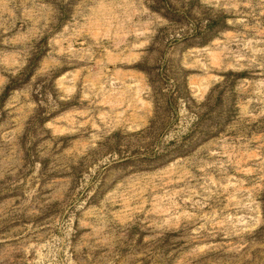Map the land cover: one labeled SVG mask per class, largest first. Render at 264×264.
Masks as SVG:
<instances>
[{"label":"rangeland","instance_id":"374dc122","mask_svg":"<svg viewBox=\"0 0 264 264\" xmlns=\"http://www.w3.org/2000/svg\"><path fill=\"white\" fill-rule=\"evenodd\" d=\"M0 264H264V0H0Z\"/></svg>","mask_w":264,"mask_h":264},{"label":"trees","instance_id":"16d2710c","mask_svg":"<svg viewBox=\"0 0 264 264\" xmlns=\"http://www.w3.org/2000/svg\"><path fill=\"white\" fill-rule=\"evenodd\" d=\"M212 24H213V21H207L205 26L203 27L200 26L199 28L195 30V35L193 37L194 38L197 37L198 39L203 40V36L207 35L210 32L211 28H213ZM165 69H166V66L162 67V71H165ZM144 71H146L147 74L150 76V78H152V84H155L158 81V77L160 74L158 67H155L149 70H144ZM175 88H176L175 95H179V94L182 95V92H180L179 87L176 86ZM160 90L161 89H158V92L154 91L155 97L157 96V93L162 94ZM174 100L175 99L173 98L171 102L168 99L167 104L170 105L171 103H174ZM207 103H208L207 105H209L210 103L209 99H207ZM159 109L160 108H158V111ZM170 110H171L170 107L166 105L165 111L169 113ZM212 111H217V110L215 107H209L207 108V111L205 112V114L198 116L194 129L190 131L189 133H187L184 137H182L181 139L182 142L179 145L175 143L173 144V147L171 149H166V147H164L165 149L160 154L154 156L153 158L147 159V160H150L148 162H152L154 165L159 164L160 166L163 163L168 162L170 159H174L178 156L188 153L196 146L200 145L201 143L213 137L214 133H211V131L208 129L210 126V123L206 122L207 119L211 117ZM167 117H169L168 114H167ZM154 130H156V128L152 127L150 131L154 132Z\"/></svg>","mask_w":264,"mask_h":264}]
</instances>
